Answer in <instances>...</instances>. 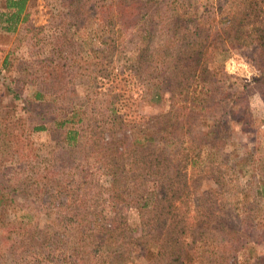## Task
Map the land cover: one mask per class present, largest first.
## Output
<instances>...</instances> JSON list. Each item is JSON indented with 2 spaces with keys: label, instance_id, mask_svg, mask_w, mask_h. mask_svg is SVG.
Wrapping results in <instances>:
<instances>
[{
  "label": "rangeland",
  "instance_id": "obj_1",
  "mask_svg": "<svg viewBox=\"0 0 264 264\" xmlns=\"http://www.w3.org/2000/svg\"><path fill=\"white\" fill-rule=\"evenodd\" d=\"M178 4L185 11L197 8L190 28L196 25L202 46L211 50L207 82H214L204 85L224 108L201 113L206 119L217 111L227 119L220 130L224 141L217 138L213 153L200 154L201 171L214 167V173L202 171L191 184L186 214L203 222L206 211L216 217L226 213L234 221L236 214L244 217L245 211L262 207L255 190L264 160V58L253 39L264 24V0H26L27 20L12 32L0 29V264L45 263L46 243H39L49 237L59 245L54 233L67 239L74 233L71 249L91 264L98 260L95 245L101 239L90 236L92 215L107 224L120 215L135 227L134 202L110 197L111 177L101 170L94 144L105 148L104 142L117 138L107 132L110 112L151 129L152 116L167 110L165 95L152 99L153 81L145 80L157 77L137 76L138 61L127 57L147 31L155 34L148 48L162 43L164 27L175 22L166 18L175 17L172 9H183ZM189 22L180 27L188 28ZM225 107L232 112L228 116ZM198 121L196 128L203 130L205 122ZM72 133L76 142L68 141ZM76 211L87 214L81 225ZM263 212L257 209L247 223L252 236L247 244L262 261ZM18 215L26 219L27 235L40 233L35 239L26 235L12 252L14 240L21 238L8 229L18 224ZM29 241L35 244L25 252ZM185 242L198 250L199 241ZM222 242L216 236L206 241L217 255L215 245ZM89 250L95 253L86 257ZM143 253L139 243L128 264H147ZM51 255L69 257V252L57 249ZM234 255L236 264L253 262L245 249Z\"/></svg>",
  "mask_w": 264,
  "mask_h": 264
},
{
  "label": "trees",
  "instance_id": "obj_2",
  "mask_svg": "<svg viewBox=\"0 0 264 264\" xmlns=\"http://www.w3.org/2000/svg\"><path fill=\"white\" fill-rule=\"evenodd\" d=\"M182 4L178 6L183 8ZM189 10L190 7L187 8L188 12L185 8L181 12H178V8L172 9V15L175 14V17L168 16L166 19L173 18L176 25L172 23L173 26L164 27L166 32L162 43L157 44V40L156 48H148L155 34H149L147 31L141 35L139 47L127 57L129 62L138 61V66L134 69L137 76L157 77L145 79L153 81L152 99L158 101L164 94L168 105L167 110L152 116L151 129L141 128L142 124L135 122H123L119 115L110 112L106 122V125H110L106 127L109 128L107 132L118 136L104 142L105 148L94 144L95 154L102 158L99 163L101 170L111 177L110 197L134 202L132 206L137 215V224L133 228L126 218L120 215L111 217L107 224L104 217L92 215L88 221L89 225L92 224L90 236L101 239L95 245L98 247V260L92 261L91 264H128L129 255L139 243L147 264H236L234 252L240 249H245L248 255H252V264H264L262 258L253 254L252 248L247 244V241L252 239L248 220L254 217L257 209L264 211V160L260 165V181L255 190L257 202L261 201L262 207L257 206L252 212L245 211L244 217L236 214L238 218L234 221L226 213L216 217V214L206 211L202 213L205 218L203 222L195 217L191 219L190 215L186 214L188 200L195 188L191 184L201 178L202 171L209 175L214 173V167L201 171L199 166L204 160L200 159V154L207 153V150L211 153L215 151V140L221 138V141H224L220 130L227 124L226 118L221 119L223 113L217 112H223L224 108L210 96L208 87L204 85L208 77H211L208 67L211 50L202 46V36L196 25L190 28L192 22L198 18L197 8H193L191 12ZM26 20V0L4 1L3 8L0 9V29L12 32L18 23ZM188 20L191 21L188 28L180 27ZM136 21H131L133 26ZM180 30L185 31L178 35ZM254 32L255 46L264 58V24L259 25ZM154 74L156 75L153 76ZM212 81L207 83L213 84ZM244 108L240 106L239 109L245 110ZM205 109L217 111H213L212 115L205 119L201 113ZM110 110L113 109L110 107ZM225 110L226 116L232 113L226 107ZM198 120L205 122L202 123L203 130L196 128L200 125ZM72 140L73 133L68 135V141ZM120 195H123L124 199ZM54 198L56 199V195ZM74 214L79 218L81 225L87 214L78 211ZM22 216L15 217L18 224L8 229L21 238L14 240L12 252L22 247L27 235L25 218ZM66 223L68 220L64 221V224ZM133 229H138L137 234L133 233ZM39 233L40 231L34 230L27 236L33 239ZM54 235L61 241L59 245L49 237L47 241L39 243H46L43 246L46 249L45 263L40 264H88L82 253L78 255L71 249L70 241L74 233H70L68 239L64 237V233ZM215 236L223 241L215 245L216 249H219L218 255L214 249H208L206 243L214 241ZM185 241H199L198 250L194 249V244L190 245ZM117 242L116 248H111ZM34 244L35 241L25 244V252ZM124 246L127 247L126 252L123 250ZM57 249L69 252V257L52 256V252ZM93 253L95 251H87L86 257L92 256ZM202 253L216 254L217 259H209Z\"/></svg>",
  "mask_w": 264,
  "mask_h": 264
}]
</instances>
